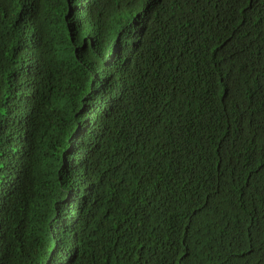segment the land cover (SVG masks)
<instances>
[{
	"label": "trees",
	"instance_id": "trees-1",
	"mask_svg": "<svg viewBox=\"0 0 264 264\" xmlns=\"http://www.w3.org/2000/svg\"><path fill=\"white\" fill-rule=\"evenodd\" d=\"M0 264H264V0H0Z\"/></svg>",
	"mask_w": 264,
	"mask_h": 264
}]
</instances>
